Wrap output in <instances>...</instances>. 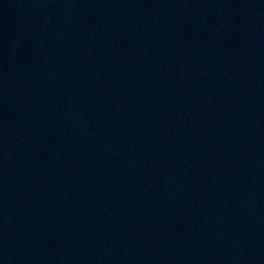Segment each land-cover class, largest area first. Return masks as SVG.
<instances>
[{
    "label": "water",
    "instance_id": "obj_1",
    "mask_svg": "<svg viewBox=\"0 0 264 264\" xmlns=\"http://www.w3.org/2000/svg\"><path fill=\"white\" fill-rule=\"evenodd\" d=\"M0 264H264V0H0Z\"/></svg>",
    "mask_w": 264,
    "mask_h": 264
}]
</instances>
